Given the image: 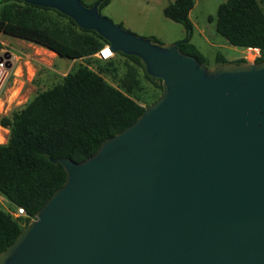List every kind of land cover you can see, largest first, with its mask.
Instances as JSON below:
<instances>
[{
    "label": "water",
    "instance_id": "1",
    "mask_svg": "<svg viewBox=\"0 0 264 264\" xmlns=\"http://www.w3.org/2000/svg\"><path fill=\"white\" fill-rule=\"evenodd\" d=\"M21 1L136 56L161 90L92 154L58 159L63 183L0 264H264V59L207 68L97 3Z\"/></svg>",
    "mask_w": 264,
    "mask_h": 264
},
{
    "label": "trees",
    "instance_id": "2",
    "mask_svg": "<svg viewBox=\"0 0 264 264\" xmlns=\"http://www.w3.org/2000/svg\"><path fill=\"white\" fill-rule=\"evenodd\" d=\"M110 1L94 0L91 4L97 3L100 12ZM192 5L193 0H172L162 8V14L183 26L184 36L176 41L178 48L203 62V56L190 43L192 24L187 14ZM214 29L232 46L257 47L260 57L255 61L264 59V11L257 0H223L216 9ZM0 33L45 47L67 59L91 57L108 44L60 12L21 0H0ZM114 54L141 67L136 56ZM224 62L227 60L222 55H215L214 64ZM143 73L161 90L159 79ZM137 83L131 69L120 78L119 87H114L86 65L77 64L58 83L0 116V126L8 130L5 142L0 143V195L22 207L25 214L16 219L0 210V252L63 183L65 172L58 159H84L105 138L142 113L146 106L138 102L134 92Z\"/></svg>",
    "mask_w": 264,
    "mask_h": 264
},
{
    "label": "rangeland",
    "instance_id": "3",
    "mask_svg": "<svg viewBox=\"0 0 264 264\" xmlns=\"http://www.w3.org/2000/svg\"><path fill=\"white\" fill-rule=\"evenodd\" d=\"M92 1L81 0L87 6L91 5ZM166 1L111 0L101 8L100 13L138 36L154 37L158 43L169 44L174 39H182L184 29L181 24L163 16L161 7ZM257 1L264 11V0ZM221 2L222 0H196L191 13V20L195 24L193 42L198 44L203 54L190 43L203 56L205 61L201 63L207 68L215 65L212 59L215 52L224 55L227 61L243 58L242 56L248 52L245 48L235 47L223 41L224 38L215 31L214 18L217 6ZM208 15L213 19H207ZM117 17H120L119 22ZM62 21L65 20L62 19ZM198 30H202L211 42L216 43L221 40L229 47H210L198 34ZM233 48L235 51H232ZM1 59H5L6 63L1 67L5 73L0 86V116L8 115L13 109L30 100L37 92L49 89L58 83L77 64L86 65L114 87H119L120 78L131 69L138 82L134 92L139 96L138 102L142 106H147L160 93V90L145 78L142 67L131 59L114 53L106 59L98 58L96 53L91 57L67 59L32 42L0 34ZM243 59L245 62H253L250 58ZM7 133L8 130L0 126V143L5 142ZM12 209L11 202L5 198L0 199V210L9 212Z\"/></svg>",
    "mask_w": 264,
    "mask_h": 264
},
{
    "label": "built area",
    "instance_id": "4",
    "mask_svg": "<svg viewBox=\"0 0 264 264\" xmlns=\"http://www.w3.org/2000/svg\"><path fill=\"white\" fill-rule=\"evenodd\" d=\"M108 49V45L105 44L100 50H98L96 52V56L100 59H106L107 57H109V54H106L105 50ZM248 52L246 54H244L242 57L245 59H251L252 61H255L257 58L260 57V50L257 47H247L245 48ZM109 50V49H108ZM6 63L5 59H1L0 60V86H1V82H2V78H3V74L5 73L1 67ZM0 199H4V197H2L0 195ZM12 210L9 211L8 213L13 217V218H20L23 217L24 214V210L22 207L20 206H16L14 204H12ZM31 220V218H30Z\"/></svg>",
    "mask_w": 264,
    "mask_h": 264
},
{
    "label": "crops",
    "instance_id": "5",
    "mask_svg": "<svg viewBox=\"0 0 264 264\" xmlns=\"http://www.w3.org/2000/svg\"><path fill=\"white\" fill-rule=\"evenodd\" d=\"M94 1V0H93ZM92 1V2H93ZM170 1H172V0H167L165 3H164V5L161 7V10H162V8L168 3V2H170ZM223 1V0H222ZM195 5H196V0H193V5H192V7L189 9V11H188V14H187V16H188V19L190 20V22H191V24H192V34H191V37H190V42L193 44V45H195L196 46V48L199 50V52L200 53H202V50L199 48V46H198V44H196V43H194L193 42V32H194V28H195V24H194V22L191 20V13H192V11H193V9H194V7H195ZM208 16H210V15H208ZM208 16H207V19H208ZM117 20H118V22L120 21V17H117ZM199 32H198V34L201 36V37H203V39H204V41L207 43V45H209L210 47H213V48H220L221 46L223 47V48H228L229 46H226L225 44H224V42L223 41H226L225 39L223 40V41H216V43L215 42H211L210 40H209V38L207 37V35H205V33L202 31V30H198ZM0 34H2V33H0ZM4 35H6V34H4ZM6 36H10V35H6ZM184 36V35H183ZM10 37H12V36H10ZM14 38H16V37H14ZM183 38V37H182ZM19 39V38H18ZM22 40V39H21ZM178 40H180V39H174L173 41H172V43H174V42H176V41H178ZM227 42V41H226ZM228 43V42H227ZM232 48V47H231ZM239 48H242V47H239ZM232 51H235L234 50V48H233V50ZM203 54V53H202ZM218 54V52H215L214 53V55H213V63H214V57H215V55H217ZM224 56V55H223ZM234 55H232V57H233ZM224 58H225V56H224ZM226 60H228L227 58H226Z\"/></svg>",
    "mask_w": 264,
    "mask_h": 264
},
{
    "label": "bare ground",
    "instance_id": "6",
    "mask_svg": "<svg viewBox=\"0 0 264 264\" xmlns=\"http://www.w3.org/2000/svg\"><path fill=\"white\" fill-rule=\"evenodd\" d=\"M105 52H106V54H109V56L111 55L110 50L106 49Z\"/></svg>",
    "mask_w": 264,
    "mask_h": 264
}]
</instances>
